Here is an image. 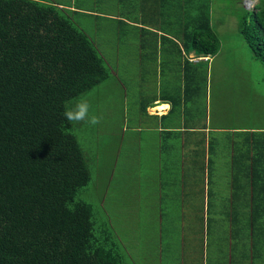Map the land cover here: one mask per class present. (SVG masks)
I'll return each instance as SVG.
<instances>
[{
    "label": "rangeland",
    "instance_id": "rangeland-1",
    "mask_svg": "<svg viewBox=\"0 0 264 264\" xmlns=\"http://www.w3.org/2000/svg\"><path fill=\"white\" fill-rule=\"evenodd\" d=\"M185 1L174 0L170 8L171 2L167 6L170 12L164 9L166 15L157 11L155 19L150 20L152 26L171 30L179 37V14ZM201 1L212 5V27L220 48L210 62L188 70V81L182 78L180 63H175L167 74L164 67L162 71L156 67L160 51L157 47L161 45L164 50L168 45L166 39L160 41L159 36L150 32L147 46L142 49L140 29L122 21L127 34L121 38L120 49L117 38L113 41L110 37V51L103 52L108 78L68 102V107H73L79 100L87 99L92 112L101 117L96 126L72 123L91 175L79 197L93 205L97 226L112 232L128 264L230 261L229 246L234 241L228 227L231 214L220 210L214 213L212 208L205 210L202 192L208 173L211 190L220 187L221 195L228 192L230 181L226 180L230 173L245 169L250 162L246 153L258 150L251 147L253 136L246 139L245 129H264V63L255 56L239 29L240 17L257 1L195 3ZM141 7V0H125L123 16L137 21L136 13ZM70 15L73 16L72 11ZM76 19L91 38L109 39L103 33L104 21L96 22L95 31L90 18L85 21L77 13ZM170 54L175 62L180 51L174 48ZM187 82L190 84L186 85ZM158 97H166L175 106L161 122L148 110ZM173 126L182 129L170 133L164 130ZM262 135L257 133L254 137ZM233 152L235 158L231 157ZM183 184L187 201L184 212L180 206ZM190 186L199 193L197 197L195 192L188 197ZM226 202L227 199L223 200ZM217 205L212 202L210 207ZM251 217L250 212L244 211L237 219L246 225ZM254 232L255 250L263 255L257 259L264 264V213L254 220ZM244 242L250 244L251 237L246 235Z\"/></svg>",
    "mask_w": 264,
    "mask_h": 264
},
{
    "label": "trees",
    "instance_id": "trees-1",
    "mask_svg": "<svg viewBox=\"0 0 264 264\" xmlns=\"http://www.w3.org/2000/svg\"><path fill=\"white\" fill-rule=\"evenodd\" d=\"M187 5L185 45L215 55L211 3ZM240 19L264 63V0ZM108 76L94 41L65 10L45 0H0V264H128L112 232L97 226L93 205L79 197L90 170L63 118L69 101ZM246 155L252 161L240 172L254 173V221L264 213V146Z\"/></svg>",
    "mask_w": 264,
    "mask_h": 264
},
{
    "label": "crops",
    "instance_id": "crops-1",
    "mask_svg": "<svg viewBox=\"0 0 264 264\" xmlns=\"http://www.w3.org/2000/svg\"><path fill=\"white\" fill-rule=\"evenodd\" d=\"M48 1L54 5H57L58 7L62 8L66 11V13L73 19V21L83 28L81 23L77 21L76 15L79 13L81 19H84L85 21H90L89 18L93 21V29L95 31L98 30V24L96 22H103V33L107 36H109V39H101L96 40L95 37L92 38L94 41L95 47L101 54V56L104 58L103 52L110 51L111 41L110 37H113V41H116L117 38V45L119 46V49L121 47V38L123 36H126L125 28L122 26L121 22H127L129 25L137 27L140 29V35L142 36V40L140 42V48H144L147 45L148 41V35L150 32H153L157 36H159V40L162 41L163 39H166L168 42V45L163 50L162 46L158 45V49H160L158 56L156 58V67L160 68L162 71V67L166 69V74L168 73V70L176 63H180L181 67H183L182 72V78L184 80L187 79L189 75V69L191 68L193 70V66L201 64L203 62H210L211 59L214 57L213 55H205V54H199L194 49L187 47L185 45V42L187 40L185 36V30L181 28L179 30L180 36L177 37L173 34L171 30H164L162 27H155L152 26L150 23V20L155 19V14L160 15H166V12H164V9L170 12V8L174 6V0H141L142 7L138 13V20L131 21L130 18L124 17L122 11L124 9V3L125 0H45ZM199 1V0H196ZM244 4H248L249 2L258 1V0H242ZM172 2V4H171ZM185 2L189 3H195V0H186ZM147 3H150V6H147ZM171 4V5H170ZM168 5H170V8L168 9ZM73 12V16L70 15V12ZM184 9L180 8V14L179 16L183 15ZM114 21H117L118 23L115 24ZM120 21V23H119ZM113 27V28H112ZM111 28V29H109ZM84 29V28H83ZM87 33V32H86ZM88 34V33H87ZM145 36V39L143 38ZM200 38V37H198ZM189 39V38H188ZM112 40V39H111ZM145 40V41H144ZM170 41L177 44V47L172 46ZM125 46V45H124ZM129 50V47H126ZM178 48L180 51V55L175 57V62L173 61L172 51ZM164 51V52H163ZM164 54V55H163ZM163 56L165 57V62L163 61ZM106 62V60H105ZM107 66V62H106ZM196 67V66H195ZM191 72V71H190ZM189 85L190 82H187L186 85ZM185 85V91L186 86ZM186 97V94L185 96ZM155 103L153 106L149 107V114L156 116L159 118L160 122L163 121L165 118H168L171 113L174 111L175 106L173 105V102L166 99V97H158L155 100ZM185 128V127H184ZM161 129V128H160ZM179 129H182L181 127H166L164 130L166 132H175ZM187 130V129H186ZM216 130L221 131L222 128H216ZM248 130V131H246ZM250 130V131H249ZM247 136L246 139L249 138V136H253L250 140V144L252 148H262L264 146V129H254L249 128L245 129ZM257 133L263 134L262 137L255 139V135ZM232 146H235V141L232 140ZM234 156V152L232 153V156ZM252 156L250 157V162L252 161ZM233 159V158H232ZM184 166V163L182 162V167ZM185 173L182 172V178L184 179ZM254 173L253 172H238L237 174L230 173V178H228L226 181L229 182L230 189L228 192L224 193L223 190L218 189L220 187H217L215 189H210V181H209V173H208V181L205 183L204 190L202 192L203 200L205 202V205L203 206L205 210L209 211L210 208H212V211L214 213H218L220 211H228L231 214V221L229 222V234L231 235L232 239L234 241L230 243L229 249H230V261L229 264H261V261L257 258H262V251L261 253L256 252L255 250V240H254V221L250 220L249 223L244 225V223L238 221V215L239 213H242L244 211L247 212H253L255 209V203H254V191L252 189V179H253ZM217 180L220 181V178L218 177ZM251 180L252 182H250ZM185 184L182 185V197L180 200V206L183 207L182 212H184L185 206L187 204L186 197H185ZM190 191L188 194L189 196H192L194 192L193 186H190ZM193 189V190H192ZM199 194V193H198ZM197 193L194 194V197H197ZM221 195V196H220ZM246 197L247 199H244ZM226 203H223V200H226ZM214 202L216 207H210L211 203ZM224 204V206H223ZM177 205V204H176ZM179 205V204H178ZM245 209V210H244ZM237 225H235V223ZM237 227V230H234V228ZM251 237V242L248 244L244 242L245 236ZM246 245V247H245ZM219 248L221 249V244L219 245ZM233 254L235 255V258L233 260ZM256 260L257 263H256ZM263 260V259H262Z\"/></svg>",
    "mask_w": 264,
    "mask_h": 264
},
{
    "label": "clouds",
    "instance_id": "clouds-1",
    "mask_svg": "<svg viewBox=\"0 0 264 264\" xmlns=\"http://www.w3.org/2000/svg\"><path fill=\"white\" fill-rule=\"evenodd\" d=\"M63 118L69 123H87L96 126L101 122V117L92 112L91 104L87 99L79 100L73 107H66Z\"/></svg>",
    "mask_w": 264,
    "mask_h": 264
}]
</instances>
